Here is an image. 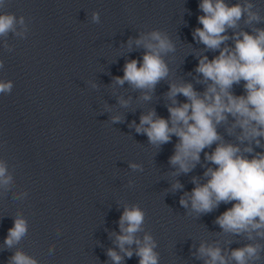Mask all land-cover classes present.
I'll use <instances>...</instances> for the list:
<instances>
[{
  "label": "clouds",
  "instance_id": "9594fccd",
  "mask_svg": "<svg viewBox=\"0 0 264 264\" xmlns=\"http://www.w3.org/2000/svg\"><path fill=\"white\" fill-rule=\"evenodd\" d=\"M5 6V0H0V8ZM200 10L204 13L198 17L202 27L195 29L193 39L199 40L210 50L220 49L219 55L209 60L203 56L199 60L196 72L203 77L207 88L203 94L198 93L191 83H170L167 96L172 100L168 106L167 119L156 115L150 110L141 115L140 124L136 126L138 133L148 137L150 144L160 146L169 143L172 136L178 138L175 152L169 158V163L178 166V170L188 173L200 161V153L222 138L217 132V125L233 118L229 128L231 133L240 129L237 139L248 146L243 150L231 143H218L215 150L205 153V160L216 165L208 167L204 172L207 181L196 184L189 196L192 209L197 213H208L218 207L221 202L230 203L232 207L217 217L216 223L226 233L241 235L247 233V239L264 238V152L255 153L251 158L245 153H253L251 144L261 146L264 138V29H255V34L248 32L234 33L231 39L235 41L234 48L221 44L230 37L225 35L227 29L235 28L244 13H247L248 23L259 21L260 17L251 11L252 4L239 3L229 6L225 0H201ZM93 20H99L98 13H93ZM27 30L24 16L17 17L14 13L0 11V37L17 32V26ZM132 41H129L131 46ZM137 46L143 45L145 53L142 62L132 59L125 63L122 77H115V82L123 85L125 82L134 89L142 90L144 100H150V93L156 85L168 77L169 68L162 54L175 51L174 45L160 31H152L147 36L135 40ZM2 66V62H0ZM243 81L244 95L236 96L232 92L233 85ZM13 88L11 81L0 82V94L10 93ZM177 95H183L187 102L178 103ZM127 106L128 101L121 100ZM120 120L119 116L113 121ZM145 125L147 127H145ZM136 168L137 165H131ZM6 165L0 161V185H8L12 177L6 175ZM174 188L182 187L179 183ZM180 203L188 207V200L183 197ZM144 212L137 206L125 208L120 217L122 235L116 237L118 246L125 255L131 257L132 251L124 245H138L136 255L139 264H158V254L154 252L155 243L152 237L145 235L143 244L134 234L141 230L144 222ZM127 223V227H125ZM27 233V222L23 218L14 219L13 227L8 230L4 244L11 248ZM264 246L249 243L230 252V259L236 264H255L259 260ZM108 255L114 264H120L122 257L116 251L109 249ZM201 257H208L205 264H229L228 258L221 254L219 247L201 244ZM9 264H37V261L22 251H16Z\"/></svg>",
  "mask_w": 264,
  "mask_h": 264
}]
</instances>
